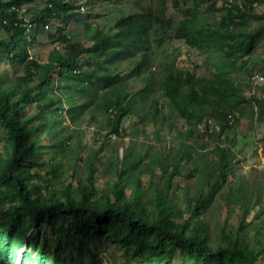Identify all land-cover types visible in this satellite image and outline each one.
Instances as JSON below:
<instances>
[{
	"label": "trees",
	"instance_id": "1",
	"mask_svg": "<svg viewBox=\"0 0 264 264\" xmlns=\"http://www.w3.org/2000/svg\"><path fill=\"white\" fill-rule=\"evenodd\" d=\"M41 1L42 7L30 13L28 6ZM80 1L91 9L96 3L129 5L133 13L108 23L109 31L82 20L83 32L77 38L67 32L69 18L84 7L76 0H0V129L4 130L0 134V264H15L21 250L19 264H70L73 255H63L69 250L62 246L63 238L70 246L79 243L78 260L96 264L98 255L86 242L105 236L114 241L120 236L138 264H171L175 251L182 264H264L261 190L247 189L240 182L226 184L233 173L230 148H214L211 161L206 152L193 156L196 144L186 142L215 137L219 143L223 136L229 141L230 132L224 133L239 120L229 124V119L246 102L254 103L262 118L264 100L244 97V85L231 76L238 71L230 70L221 58L234 59L240 69L252 62L254 44L264 33V15L255 14L251 4L264 0L223 1L218 7L220 0H193L192 6L176 10L183 18L173 38L191 48L210 47L217 57L211 77H197L158 60L160 42L154 34L173 25L166 0ZM202 5L206 13H221L217 27L201 22ZM51 18L62 20L55 35H47L61 44L62 52L57 49L40 63L30 56V35L36 37ZM250 21L260 26L248 31ZM107 67L111 73H105ZM123 67L132 69L131 80H121ZM131 82L141 88L131 93L127 90ZM108 111L115 115L108 118L99 146L87 151L81 125L95 119L87 114ZM131 116L140 131L149 123L169 130L173 124L165 121L175 117L188 127L175 135V150L157 154L152 152L154 146H138L134 137L127 145L123 141L122 121ZM207 119H214L220 130L208 133L203 128L195 134L193 129L200 130ZM113 136L125 148L122 156L117 149L108 156L103 175L110 178L98 188L95 162ZM43 139L48 143L42 144ZM80 161L85 163L86 176L74 178L75 185L65 182ZM184 164H190L193 173L201 165L192 195L188 185L179 186ZM147 174L149 179L157 176L159 182H144ZM225 185L228 188L222 192ZM260 201L254 213L257 220L247 222ZM217 202L223 204L226 217L232 205L240 209L236 226H228L227 218H211L217 212L212 208L221 211ZM49 228L56 236L51 256L41 234Z\"/></svg>",
	"mask_w": 264,
	"mask_h": 264
},
{
	"label": "rangeland",
	"instance_id": "2",
	"mask_svg": "<svg viewBox=\"0 0 264 264\" xmlns=\"http://www.w3.org/2000/svg\"><path fill=\"white\" fill-rule=\"evenodd\" d=\"M175 0H166L168 4V11L167 15L172 18L173 25L170 29H166L163 31H159L158 33L154 34V38L159 40L158 44V50H157V58L158 60H162L165 62H169L174 64L176 67L187 70L194 74L197 77H211L215 73V60H216V54L211 53L210 47H202L201 49L198 48H191L188 45H186L182 40H176L173 38L174 33L176 29L178 28L181 19L183 18V15L178 13L179 9L181 8H187L188 6H192L193 0H177V3L174 2ZM223 1L228 2V0H220L217 3V7L221 6ZM237 4H243L245 3L243 0H235ZM44 4L43 1L39 2L37 5L30 4L28 7L31 8L30 13L33 11L38 10L42 7ZM76 4H78L79 7L84 6L83 9L80 11L79 9L74 11V15H72L69 18V24L67 27V32L72 36L74 34L77 38L81 36L83 32V26L81 24V21L84 20L88 24L92 26H99L100 29H104V31H109L110 27L108 23L114 22L116 19H118L121 15H128L130 13H133L131 7L129 5L123 6V5H117V4H95L94 8L91 9L89 6L84 5L83 2L80 0H76ZM246 4V3H245ZM200 9L201 16L200 20L202 23L210 24L213 27H217L219 24V17L221 13H206L204 5H202ZM178 12H177V11ZM260 11V10H259ZM258 11V12H259ZM255 13H257L255 11ZM91 16V19L88 21L87 17ZM263 14L259 16H263ZM62 20L51 18L49 20V23L46 26H44V30H40L39 34L34 37L31 33L30 39L33 40L29 47L30 56L32 58H36L37 62L44 63L49 55L56 51L55 48L57 45L61 46L58 41H53L51 37L53 34L55 35V32L57 29H60ZM264 24V22H261ZM249 30L255 31L258 26H260V23H257L256 21H250L249 23ZM48 35V36H47ZM83 41V39H82ZM57 42V43H56ZM56 43V45H55ZM84 44L86 46H90L91 43L84 41ZM60 52H62L61 48L59 49ZM222 61L226 66L229 67V69L235 68L238 72L231 73V76L238 80L241 84L244 86L242 87L243 96L248 97L251 91L259 92L254 89V86L252 85L249 75H253V73H264V33L261 32L258 36V39L256 40L253 48V52L250 54V59L252 60L251 63L247 64L246 66L240 67L238 66V62L234 59H226L221 58ZM108 68V67H107ZM111 68H108V71L105 73H111ZM120 72L121 80H131L132 69L130 67H123L121 68ZM248 72V73H247ZM57 80V77L54 76ZM138 88H141L140 85L131 82L128 86V91L133 93ZM46 94H48L47 91H45ZM264 94V92H263ZM255 98L259 99L258 97ZM259 101V100H258ZM254 103L246 102L242 107L238 110L239 113V120L233 124V128L226 130L224 133L227 134L230 132L229 135V141L226 140L225 136L220 138V142L218 143L213 137L212 139L205 138V137H197L194 139H190L186 141L187 143L196 144L194 150H196L197 153H193L194 150L191 152L193 153V156H198V154H202L203 152L208 153V157L211 161H214V156L212 155V152H214L216 149L223 150L226 148H230L231 155H230V161L232 162L233 166V173H229L226 184H235L237 182H240L246 186L247 189L250 190H257L258 188L261 190L260 193V200H264V171L262 170L259 162V156L257 147L255 145V135L258 136V138H262L264 134V113L262 115V118L259 119V111L256 110L254 107ZM29 111V110H28ZM114 114L113 111H108L106 113H90L87 114V116H94L95 119L88 120L84 124L81 125V129L84 131V137L82 139L83 142H87V148L86 150H90L92 147H97L100 144L101 136L105 133V125L108 122V118ZM115 115V114H114ZM170 121H165L168 125L169 122L173 124V127H170L169 130L163 129L160 123H157L154 125V123H149L146 125L144 131L138 130V121L135 119L134 116L126 117L122 121V128L125 130L124 139L123 141L127 144L131 141V137H134V142L137 143L138 146L142 145H148V146H154L155 149L152 151L153 153H161L162 151L171 152V149L175 150L178 146V142L174 140L175 135L177 133H184L188 125L182 121L175 118H170ZM200 129V128H199ZM137 135H132L131 133L136 132ZM194 133H202L201 129L195 131ZM4 130L0 129V134L2 135V132ZM98 132V134H96ZM136 134V133H134ZM158 136V137H157ZM99 138V139H98ZM79 139V138H78ZM81 139V137H80ZM42 144H47L48 139H43ZM75 144H79V140L75 141ZM107 147L99 153V159L95 164L97 165V174H96V181L98 188H102L104 186V183L110 178L107 175H103V166L107 162L108 156L115 155L114 151L118 150V156H122V152L124 151V148L119 139L117 137L113 136L110 141L107 143ZM218 144V145H217ZM115 146V149L113 147ZM216 148V149H214ZM80 156L84 157V152L80 151ZM144 162H147L145 160ZM182 163H185V160H183ZM185 166L181 168V175L179 178V186L182 188L184 185H188L190 188V195L194 193L195 188L199 185L196 181L198 180L199 176L201 175V165H200V171H196L193 173V168L190 164H184ZM229 169V166L227 167ZM156 175L158 176L160 172L158 170L155 171ZM87 174V169L85 166L84 161H80L77 163V168L75 170L69 171L65 176V182L72 183L75 185L76 181L74 178L78 177H85ZM191 176V179H189L186 176ZM157 176H154L149 179V175H145L143 177V181L147 182L151 180L153 183H158L159 179ZM148 188V186H146ZM228 188V185H225L221 191L224 192ZM176 192V191H175ZM246 196V195H245ZM180 197V195H179ZM248 198V197H247ZM252 200L255 199V194H251ZM260 203L256 206H254V209L250 212V214L245 218V220L248 221H256V217L254 216L255 210L259 208ZM217 207L221 208V211L217 209H211L215 210V212L211 218L214 220H224L227 218L228 226H236L239 218L242 215L236 214L237 212H240L239 208H234L235 206L232 205V212L230 214V217H226V212L223 208V204L220 202L216 203ZM216 207V208H217ZM241 214V213H240ZM262 220H264V214L260 217ZM44 239L46 240V248L47 254L51 256L53 254V244L54 239L56 236L52 233L51 228L44 229L42 231ZM40 234V236H41ZM84 239V238H83ZM121 237L118 236V239L116 241L111 240L108 237H101L98 241L89 243L86 242V246H90V248L97 253L98 259L96 264H138V259L134 258L133 260L130 258L132 255V251L130 249V245H124L120 241ZM41 244V241L38 242ZM61 244L63 247H68L69 250L63 252V255H67L68 252H71L73 255L72 259L70 260V264H88L87 260L85 258H81L78 260L79 252L78 247H80L79 243H77L74 246H70V243H67L65 239L61 241ZM23 250L19 252L17 262L15 264H19L21 259V253ZM79 261V263L77 262ZM77 262V263H76ZM182 258L178 255V252H173L172 254V261L171 264H182ZM26 264H36L35 261L33 262H27Z\"/></svg>",
	"mask_w": 264,
	"mask_h": 264
},
{
	"label": "built area",
	"instance_id": "3",
	"mask_svg": "<svg viewBox=\"0 0 264 264\" xmlns=\"http://www.w3.org/2000/svg\"><path fill=\"white\" fill-rule=\"evenodd\" d=\"M232 1L233 0H228V3H232ZM251 7L254 10V13H255V11L257 12V13H255L257 15H261L264 13V2L261 3L258 1H254V2H252ZM46 28H47V26H46ZM56 43H55V45H56ZM55 48L60 49L61 46L57 45ZM249 79H250L252 85L254 86V89H256V91H260V93L255 92V91H251L250 94L256 95V97H258L259 99H264V94H263L264 91L261 88L264 86V73H253V75L251 74ZM235 119H239L238 112H235L233 117H230L228 123L232 124ZM203 128H205L208 133H215V132H218L220 130L219 124L214 119L205 120L203 122V124L200 126L201 131H204ZM254 140H255V145L257 147V151H258L260 166H261L262 170L264 171V134H263L262 138H258V136L255 135Z\"/></svg>",
	"mask_w": 264,
	"mask_h": 264
},
{
	"label": "clouds",
	"instance_id": "4",
	"mask_svg": "<svg viewBox=\"0 0 264 264\" xmlns=\"http://www.w3.org/2000/svg\"><path fill=\"white\" fill-rule=\"evenodd\" d=\"M234 1H235V0H233L232 3H233ZM243 1L246 2V0H243ZM229 4H231V3H229ZM224 5H225V4H224ZM226 5H227V4H226ZM226 5H225V6H226ZM248 96H254V97H255V95H251V94H249ZM261 100H264V99H261ZM238 114H239V113H238Z\"/></svg>",
	"mask_w": 264,
	"mask_h": 264
},
{
	"label": "crops",
	"instance_id": "5",
	"mask_svg": "<svg viewBox=\"0 0 264 264\" xmlns=\"http://www.w3.org/2000/svg\"><path fill=\"white\" fill-rule=\"evenodd\" d=\"M262 88V90L264 91V86L263 87H261Z\"/></svg>",
	"mask_w": 264,
	"mask_h": 264
},
{
	"label": "bare ground",
	"instance_id": "6",
	"mask_svg": "<svg viewBox=\"0 0 264 264\" xmlns=\"http://www.w3.org/2000/svg\"><path fill=\"white\" fill-rule=\"evenodd\" d=\"M227 4H229L228 2H226Z\"/></svg>",
	"mask_w": 264,
	"mask_h": 264
}]
</instances>
